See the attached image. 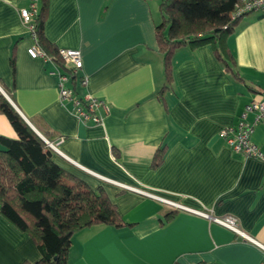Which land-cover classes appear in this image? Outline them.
<instances>
[{
  "label": "crops",
  "instance_id": "0c3cea01",
  "mask_svg": "<svg viewBox=\"0 0 264 264\" xmlns=\"http://www.w3.org/2000/svg\"><path fill=\"white\" fill-rule=\"evenodd\" d=\"M32 2L38 10L40 0H0V93L40 134L62 137L56 161L93 190L101 187L133 223L77 230L68 264H264V250L230 230L182 209L166 220L170 208L161 201L117 184L233 215L264 245V161L235 153L219 135L245 104L262 98L264 11L244 14L224 39L243 81L225 69L211 44L182 46L160 96L158 0H48L44 35L55 48L81 51L82 66L68 85L105 102L96 123L80 121L72 101L59 100L57 77L49 73L55 65L28 55L32 39L19 10ZM253 117L249 112L247 119ZM0 135L17 137L1 112ZM251 140L264 152V122L254 126ZM162 147L163 159L153 166ZM38 257L33 237L0 214V264Z\"/></svg>",
  "mask_w": 264,
  "mask_h": 264
},
{
  "label": "trees",
  "instance_id": "16d2710c",
  "mask_svg": "<svg viewBox=\"0 0 264 264\" xmlns=\"http://www.w3.org/2000/svg\"><path fill=\"white\" fill-rule=\"evenodd\" d=\"M235 1L158 0L161 18L155 24V36L162 54L164 76L159 95L171 83L172 55L182 46L193 49L211 44L225 69L236 80L243 81L234 69L233 55L224 44L225 37L243 16L231 18ZM47 7L48 0H40L34 20L37 43L60 61L57 48L43 32ZM261 94L264 99V91ZM0 112L17 133L15 138L0 135V214L33 237L39 257L28 264H68L71 237L81 228L97 224L113 227L133 224L121 217L101 187L93 190L65 170L56 161L55 152L1 93ZM43 136L51 141L48 135L43 133ZM164 151V147L157 150L153 166L161 163ZM176 212V209H168L165 219H171Z\"/></svg>",
  "mask_w": 264,
  "mask_h": 264
},
{
  "label": "built area",
  "instance_id": "2783aa9c",
  "mask_svg": "<svg viewBox=\"0 0 264 264\" xmlns=\"http://www.w3.org/2000/svg\"><path fill=\"white\" fill-rule=\"evenodd\" d=\"M261 10L264 11V0H236L231 11V18L233 19L252 11ZM19 13L21 21L27 28V31L29 32V35L32 39V44L27 48L28 55L32 58L40 57L43 60L51 62L55 65L54 69L50 70L49 73L56 75L57 77L59 100L61 102L66 100L72 101V111L80 121H92L96 123L101 122L102 117L100 115V110L106 109L105 102L90 93L77 94L74 90V87L68 85L72 78H75L77 70L82 66L81 51L74 48L60 47L57 48V58L60 59V61L54 59L53 56L47 54V52L37 43V35L34 24L37 14L36 3L32 2L26 7H21ZM79 82L81 85H85L86 79L81 78ZM0 91L5 94L1 88ZM6 97L8 98L7 95ZM249 112H253L254 114L252 121L247 119ZM258 122H264L263 98L252 100L245 104L243 110L238 115L236 122L222 127L219 130V135L235 153L240 154L243 157H254L264 161V152L251 140V132ZM61 140L62 137H58L53 141L44 138L45 143L53 151L60 154L61 152L59 151L58 144ZM89 172L106 180L105 177L98 175L97 173L92 171ZM117 184L140 194L155 198L171 209H182L200 217L206 218L210 222L216 223L230 230L242 240L248 241L264 250V245L244 231L240 227L238 219L233 215H213L205 210L187 207L176 201L154 195L136 187L128 186L118 182Z\"/></svg>",
  "mask_w": 264,
  "mask_h": 264
},
{
  "label": "water",
  "instance_id": "95a60500",
  "mask_svg": "<svg viewBox=\"0 0 264 264\" xmlns=\"http://www.w3.org/2000/svg\"><path fill=\"white\" fill-rule=\"evenodd\" d=\"M28 123V125L31 127V129L40 137L44 140V136L42 134H40L28 121H26Z\"/></svg>",
  "mask_w": 264,
  "mask_h": 264
}]
</instances>
